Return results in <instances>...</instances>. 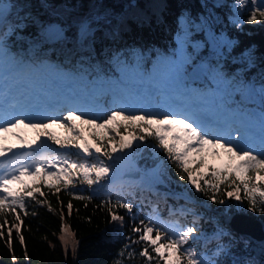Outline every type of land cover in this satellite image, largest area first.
<instances>
[{"label":"trees","instance_id":"trees-1","mask_svg":"<svg viewBox=\"0 0 264 264\" xmlns=\"http://www.w3.org/2000/svg\"><path fill=\"white\" fill-rule=\"evenodd\" d=\"M14 8L5 16L2 31L20 23V27L7 36L8 45L12 50H19L27 54L29 49L38 57L62 59L66 62L81 63L87 69L106 70V62L111 58L119 60L136 51H151L172 53L175 43L173 33L181 31L177 17L182 16L189 24L192 21L206 20V25L213 33L231 39L227 48L220 46V61L227 75L235 73L236 64L242 65L233 78L240 75L245 80H251L264 87V73L258 68H264V21L246 23V18L240 21L239 26L228 15L225 4H216L213 0H11ZM246 16V15H245ZM204 18V19H203ZM209 18V19H208ZM81 20L87 26L93 27L91 36L80 39L79 30ZM59 25L63 36L54 38L51 42L45 41L41 34V26L53 27ZM205 29L194 30L191 37L205 38ZM207 43L204 42L201 51L193 55L202 56L209 53ZM223 53V54H222ZM247 54L245 58L244 55ZM235 60H238L235 62ZM195 61V59H194ZM191 64H189V67ZM98 69V70H99ZM202 85V82H199ZM65 132L61 129L56 136L63 138ZM154 141L148 140L143 145H137L128 154V159L138 168L143 169L161 159L160 169L165 173L161 176L167 187L166 190L153 193L147 187L131 181L121 183L114 178H108L103 186L89 188L79 181L67 188L60 187L56 192L53 188L41 187L44 193H36L37 199L44 201L38 204L27 200L24 211L17 209L21 219L15 220L16 213L0 215V264H116L122 260L123 264H145L144 258L139 256L142 244H134L136 256L129 260L127 253L120 257L119 253L129 243V237L136 239L130 231L132 221L128 213L120 209L119 213L125 216V226L109 223V216L102 207L103 202L117 195L133 203V213L143 219L152 213L155 208L161 218H174L182 225L188 226L195 221L198 232L189 245L195 248L198 254L211 256L218 244L227 248V254L215 257L217 264H262L251 250V242L227 227L222 218L228 212L235 210L236 201L231 200L225 205L212 203L201 193L194 191L187 181H182L177 175V168L167 160L166 153L154 150ZM65 155L75 157V149ZM102 159H106L101 157ZM93 159V158H89ZM192 168L197 158L189 156ZM204 166V167H203ZM198 171L205 173L209 169H218L211 163H205ZM196 175V173H193ZM206 179L210 175L205 176ZM26 182L27 181V178ZM109 185L112 190L109 191ZM19 187V185H14ZM223 187V186H222ZM69 192L91 195V201L78 200ZM156 194V195H155ZM186 194V195H185ZM179 202L188 206L189 212L177 213L168 211L169 206L175 207ZM71 203V214L67 205ZM87 205V206H86ZM247 208V204L244 205ZM51 209V210H50ZM175 212V215H170ZM32 213H35L33 215ZM252 218L264 221V215L258 212L242 211ZM244 215V214H243ZM7 221V222H5ZM22 221V223H21ZM20 225V234L25 238L22 245L13 224ZM67 225L75 240L79 241L75 255L71 248L65 256L64 246L60 240L61 229ZM12 230L11 248L8 242V229ZM223 230L225 235L216 239V233ZM28 254L26 258L24 253ZM13 255L16 257L13 260ZM156 264V261H153ZM160 264H163L161 261Z\"/></svg>","mask_w":264,"mask_h":264},{"label":"snow or ice","instance_id":"snow-or-ice-1","mask_svg":"<svg viewBox=\"0 0 264 264\" xmlns=\"http://www.w3.org/2000/svg\"><path fill=\"white\" fill-rule=\"evenodd\" d=\"M238 10L247 12L246 23L254 24L264 21V0H235ZM2 0H0V24H3ZM239 26V20L234 21ZM20 27V23L10 26L0 32V56L7 52V36ZM85 34L88 29L83 28ZM41 34L45 37L58 36L59 31L52 27L41 26ZM12 63H19L12 58ZM171 63V62H170ZM175 74L179 75L181 65H173ZM136 69L123 67L122 72L127 74ZM155 71V70H154ZM218 80H223L217 74ZM3 80V77H0ZM238 90H244L240 86ZM261 100L264 101V88L260 90ZM56 106L49 105L46 111H55ZM84 105L78 108H66L65 114L47 115L30 108L27 97L14 95L0 83V134L12 133L20 143L7 146L6 136L0 135V215L16 213L15 220L21 219L17 209L24 211L26 201L32 200L38 204L36 193H44L41 187L60 191V187L67 188L77 181L86 184L89 188L103 186L113 172V164L124 159L138 144L145 141H154V150H162L166 158L177 168L180 180L187 181L195 192L203 194L209 201L219 205L236 201L237 212H258L264 215V112L259 119V133L254 131V120L249 114L243 119L225 118L212 124L205 123L199 117L186 113L178 114L173 111L155 112L139 110L128 112L123 108L111 109L100 119L89 116L83 111ZM79 112V114H78ZM242 117L243 113L240 114ZM86 128H80L76 121ZM61 128L65 132L63 138L49 132L50 126ZM33 130L36 135L26 142L16 129ZM85 131L88 135H85ZM123 133H127L124 135ZM59 146L60 149H75L79 154L77 159L68 156L49 155L45 150L49 144ZM210 147L212 155L219 156L221 152L227 155L228 162L222 169H209L208 173L198 171L205 165V152ZM31 151H23V150ZM123 154V155H122ZM194 155L196 168L189 166V156ZM104 157L106 159H102ZM94 158V159H89ZM112 161L113 164L106 163ZM196 173V175H193ZM165 173L158 167L152 170L153 182L162 183L161 176ZM210 175L206 179L205 176ZM29 182H26V179ZM19 185V187H14ZM223 186V187H222ZM112 186L109 185V191ZM78 200L91 201V195L69 192ZM245 203L247 208L244 207ZM87 206V205H86ZM102 207L109 216V223H117L121 228L125 226V216L119 213L120 209L128 213L132 221L130 231L136 239L129 237V243L119 253L124 257L127 253L129 260L136 256L131 246L142 244L139 256L144 258L145 264H217L215 257L227 254V248L218 244L211 256L198 254L197 250L189 245L198 228L195 221L191 225H181L179 221H162L157 210L138 222L133 213V203L117 195L115 201L108 199ZM71 214L72 204L67 205ZM51 210V209H50ZM184 210H182L183 213ZM27 215V212L24 211ZM35 215V213H32ZM174 216L175 212H170ZM7 222V221H5ZM22 223V221H21ZM0 227H3L0 225ZM23 245L25 238L20 234V225L13 224ZM60 240L63 243L65 256L71 248L75 255L79 241L65 225ZM225 235L223 230L216 233L219 239ZM3 236V232H0ZM12 230L8 229V242L11 248ZM28 257L27 252L24 253ZM16 257L13 255V260ZM116 264H123L117 260ZM248 264H255L249 261Z\"/></svg>","mask_w":264,"mask_h":264},{"label":"rangeland","instance_id":"rangeland-1","mask_svg":"<svg viewBox=\"0 0 264 264\" xmlns=\"http://www.w3.org/2000/svg\"><path fill=\"white\" fill-rule=\"evenodd\" d=\"M214 1L219 2V3H222V2L225 3V5H227L230 11L232 12L231 13L232 19L240 20L245 17V15H243V10L237 9L235 0H214ZM2 8H3V14H5V12L8 9L7 4H3ZM182 18L183 17H178V19L176 20L177 23L179 22L181 24V26L183 27V30L181 34L177 36L178 40H177V48H176L175 56L171 57L170 55L159 54V52L147 51V54L138 52L136 53L137 58H134L135 61L116 62L112 64L110 69H108L109 70L108 74L111 73L110 77L112 79H115V83L117 82L118 85H122L125 83L128 85L129 84L131 85L133 83L141 84L140 79H143V77H145L147 80H146V84L143 87H144V94L147 95V91L151 85L150 83L151 81L155 79L162 80L163 78L168 80V79H171L172 77L171 79L172 82L180 84L181 82L186 81L188 82V85L192 89H196L193 83L195 80L188 79V73L192 71L193 69L186 70L187 62H189L192 59V56H191L192 54L190 50L188 49V47L190 46V48H193V49H200L203 47V41L200 38L192 39L189 37V34H188L189 29L187 28L186 22ZM191 26H194L195 28L199 29L201 24L198 22H192ZM83 28H85V26ZM207 32L210 34L211 38L215 42L218 43L219 41H223V39L220 38L218 35L216 36L212 35V33L209 30ZM225 45L228 48L231 44L227 41ZM212 55H215V58ZM220 56L221 54L219 55H216V54L208 55L207 54V56L200 57L198 60V63L196 64V66L199 69V72L203 73L205 76L208 77V80H206V82L209 84L208 90L216 93L217 95L216 103H214L213 101V96L211 97V100H212L211 105L215 107L217 106V109H216L217 111L221 109L227 110L229 113H232L234 118H236V115L238 116L239 114L238 112L241 110H242L241 112L244 114L243 117H247L249 114L252 116L253 115L252 110L254 109V107H252L249 104L255 103L260 108V111H258L259 113L256 117L252 116V118L254 120V123L256 125H259L260 115L262 112H264V101L261 100V95H260V90L263 87L259 85H253V84L244 82L242 78L231 79L230 77L226 76L224 74V70L221 69L220 63L218 62L220 59L219 58ZM140 57H143L144 60L145 61L147 60L148 62L141 65V63L139 62ZM244 57L246 58L247 54H245ZM12 58H15V60L19 61V63L13 64ZM236 61L238 60H235V62ZM0 62L5 63L6 66L11 65L12 67H15V68L19 66V70H17L18 72L15 71L17 76L24 75L25 70L28 71L27 75H31L33 74L34 69H36L37 72H40L42 71V69H44L43 72H45V74L42 73V76H39L37 79H39L41 83L46 82L49 85H52L51 79L53 77L57 78L59 76V73H66L64 72L63 69H57V67H63L62 62H53L52 60L47 59V58H41V60H37L36 55H33V56L31 55L30 57H26L18 53L14 54V52L9 51L8 46H7V52L3 54L2 56H0ZM75 64L79 66V67H75V69L78 71L75 73L65 74V77L63 79H66L67 77H71L72 79L76 80L78 84L79 82H83L84 84L88 86L95 87L99 83V81H102V79H106L108 76V74H99V75H96V74L93 75V73L86 74L85 72H88L87 70H84L80 66V64L78 63H75ZM173 65H181V71L179 75L175 74L174 71L172 70ZM123 67H128L130 69H136V71H130L127 74H125L122 72ZM242 67H243L242 65L236 64L235 69L240 71ZM258 70L260 73H264V68L259 67ZM46 71L49 72V74H46ZM114 72L116 74H113ZM217 74L223 77L222 81L217 79ZM93 76L96 79V81L94 82L91 81L92 80L91 78ZM247 85L253 86L257 90L256 97H254L249 103H244L245 106H240V104H238L237 102L235 103L228 102L229 101L228 97H230L231 95H234L235 93H238L240 97L239 99H236L235 97H233V100L239 101L243 94V90H238V88H240V86H244L245 88ZM111 89H115V87L114 86L112 87L111 85H109V90ZM123 91L127 92L128 90L124 88ZM109 95H110V91H109ZM123 109L130 112L129 109L126 107H123ZM109 110L111 109H108L103 114L99 116H95V117H99L100 119H103V117L107 114ZM62 114L64 113H61L60 115ZM88 115L93 116V115H90V113H88ZM52 127H53V130L48 129V131L56 132L57 127L52 125L49 128H52ZM15 131H17L21 136H23L26 142H29V139H30L29 135L28 136L24 135L23 133H21L20 129H16ZM0 135L6 136V140L12 142L13 144L20 143L19 140L13 137L12 133L0 134ZM35 135L36 133H30L31 137H35ZM211 153H212V149L208 147L204 154L206 162L215 161V163H218L221 166L225 165L228 162L226 154H224L223 152H221L219 156H214ZM48 154L51 155L53 154V152H49ZM74 159H77V158H74ZM151 178H152L151 173H145V174L140 173L137 179H139L142 183H149Z\"/></svg>","mask_w":264,"mask_h":264},{"label":"water","instance_id":"water-1","mask_svg":"<svg viewBox=\"0 0 264 264\" xmlns=\"http://www.w3.org/2000/svg\"><path fill=\"white\" fill-rule=\"evenodd\" d=\"M211 47H215V44ZM135 172L133 175L138 174L137 171ZM223 219L228 226L241 233L247 240L252 241V250L257 258L264 262V221L241 212H228Z\"/></svg>","mask_w":264,"mask_h":264},{"label":"bare ground","instance_id":"bare-ground-1","mask_svg":"<svg viewBox=\"0 0 264 264\" xmlns=\"http://www.w3.org/2000/svg\"><path fill=\"white\" fill-rule=\"evenodd\" d=\"M16 69L19 70V66H17V68H15V70H16ZM21 71H22V70H21ZM24 72L27 73L28 71L25 70ZM36 73H37V72H36ZM141 82H143V80H142Z\"/></svg>","mask_w":264,"mask_h":264}]
</instances>
